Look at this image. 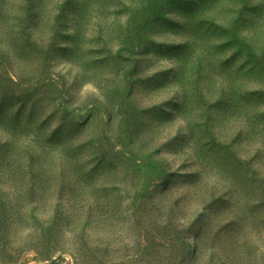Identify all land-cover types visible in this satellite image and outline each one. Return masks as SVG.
<instances>
[{"label":"rangeland","instance_id":"rangeland-1","mask_svg":"<svg viewBox=\"0 0 264 264\" xmlns=\"http://www.w3.org/2000/svg\"><path fill=\"white\" fill-rule=\"evenodd\" d=\"M0 264H264V0H0Z\"/></svg>","mask_w":264,"mask_h":264},{"label":"trees","instance_id":"trees-1","mask_svg":"<svg viewBox=\"0 0 264 264\" xmlns=\"http://www.w3.org/2000/svg\"><path fill=\"white\" fill-rule=\"evenodd\" d=\"M24 9L27 11L26 12V14H27V16L30 18H34L35 16H36V5H35V3H31L30 5H29V7H24ZM9 78H10V80H11V82H13L14 84H16V81L15 80H13V78L11 77V76H9Z\"/></svg>","mask_w":264,"mask_h":264}]
</instances>
